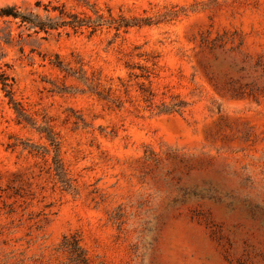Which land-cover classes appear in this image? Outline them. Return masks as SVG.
Returning <instances> with one entry per match:
<instances>
[{
	"label": "rangeland",
	"instance_id": "obj_1",
	"mask_svg": "<svg viewBox=\"0 0 264 264\" xmlns=\"http://www.w3.org/2000/svg\"><path fill=\"white\" fill-rule=\"evenodd\" d=\"M36 1L114 21L0 18V264H264V0Z\"/></svg>",
	"mask_w": 264,
	"mask_h": 264
},
{
	"label": "trees",
	"instance_id": "obj_2",
	"mask_svg": "<svg viewBox=\"0 0 264 264\" xmlns=\"http://www.w3.org/2000/svg\"><path fill=\"white\" fill-rule=\"evenodd\" d=\"M84 5H88L86 1L83 0ZM35 5L39 7L40 1H36ZM43 9L46 12L45 15L40 16L38 13L32 11H22L15 4H4L0 6V18L4 19L7 28H10V24L15 23L17 27H23L31 33L38 34L40 32L49 33L53 30L59 29H71L73 32H77L82 29H89L90 33H93L96 29L103 25H111L113 23L112 18H103L97 11L91 7L96 18L92 19L90 17L79 16L76 13L68 12L63 5H52L50 3L42 4ZM55 16H51L50 12H55ZM149 23V22H145ZM129 22H125L121 19V22L117 24L116 28L120 26H128ZM30 34V33H29ZM28 34V35H29ZM11 35V29L8 31V37ZM13 79L6 74L4 71H0V88L4 92V95L8 98V102L12 105L15 110L19 120L29 121L26 118L22 108L19 103H17L13 98ZM158 112H170L173 110L172 106H161L158 108ZM31 123V122H28ZM40 133H43L51 146L53 152V167L57 177L63 181L65 174L64 169L59 158L58 153V142L52 131L48 127H37Z\"/></svg>",
	"mask_w": 264,
	"mask_h": 264
}]
</instances>
